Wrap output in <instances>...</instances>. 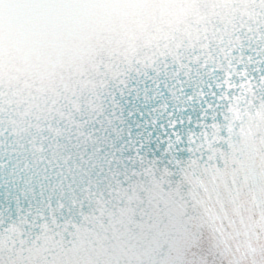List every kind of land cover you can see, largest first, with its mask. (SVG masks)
<instances>
[{"label":"snow or ice","instance_id":"snow-or-ice-1","mask_svg":"<svg viewBox=\"0 0 264 264\" xmlns=\"http://www.w3.org/2000/svg\"><path fill=\"white\" fill-rule=\"evenodd\" d=\"M0 264H264V0H0Z\"/></svg>","mask_w":264,"mask_h":264}]
</instances>
